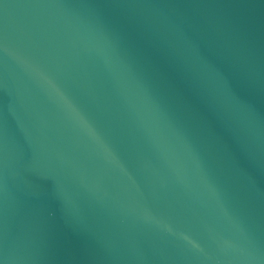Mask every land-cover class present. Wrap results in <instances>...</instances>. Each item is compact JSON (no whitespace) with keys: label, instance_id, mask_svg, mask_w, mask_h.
<instances>
[{"label":"water","instance_id":"water-1","mask_svg":"<svg viewBox=\"0 0 264 264\" xmlns=\"http://www.w3.org/2000/svg\"><path fill=\"white\" fill-rule=\"evenodd\" d=\"M0 264H264V0H0Z\"/></svg>","mask_w":264,"mask_h":264}]
</instances>
